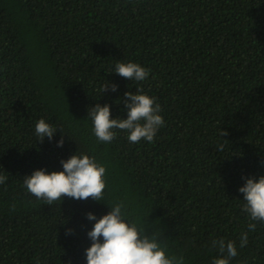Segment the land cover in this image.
I'll return each instance as SVG.
<instances>
[{"label":"trees","instance_id":"trees-1","mask_svg":"<svg viewBox=\"0 0 264 264\" xmlns=\"http://www.w3.org/2000/svg\"><path fill=\"white\" fill-rule=\"evenodd\" d=\"M117 62L149 76L129 81ZM107 81L117 90L102 93ZM136 88L161 106L154 142L98 141L89 108L126 119ZM40 119L63 133L39 140ZM75 153L105 167V201L48 205L26 190L25 176ZM0 175V264H87V213L120 201L184 264H212L219 238L236 243L231 264H264V223L239 246L238 191L264 175V0H0Z\"/></svg>","mask_w":264,"mask_h":264},{"label":"clouds","instance_id":"clouds-1","mask_svg":"<svg viewBox=\"0 0 264 264\" xmlns=\"http://www.w3.org/2000/svg\"><path fill=\"white\" fill-rule=\"evenodd\" d=\"M129 81H144L148 78L150 69L138 63L117 62L112 70ZM111 71V72H112ZM109 87L116 91L118 85L106 82L102 85V93ZM123 103L127 109V118H110V105L96 104L88 110V116L93 123V133L98 141L111 143L117 136V130L126 132L130 143H139L141 140L154 142L157 132L165 125L161 113V106L155 97L143 93L136 88V92L124 93ZM60 129L54 127L45 119H40L35 125V135L41 141L45 137L51 140L54 133ZM62 132V131H61ZM63 133V132H62ZM227 133L221 129L219 135ZM64 144L63 135L57 141V146ZM223 151V145H219ZM62 171L47 172L45 169H36L31 175L23 178L26 190L45 204L54 205L65 197L76 200L95 201L104 200L106 187L104 175L106 169L98 164L95 158L89 155L73 154L67 160H62ZM7 177L0 175V184ZM246 183L238 191L243 193L242 212L246 213L249 222L247 231L240 234V247L248 243V232H254L257 222L264 223V175L258 179L246 177ZM110 211L96 218L92 212L87 213L89 220H95L94 226L87 235L92 243L85 249L87 264H184V257L166 254L161 247L159 236L148 235L146 227L138 225L129 218L123 201L110 205ZM68 229L66 234H70ZM101 237L103 242H101ZM212 246L218 249L219 256L212 260V264H231L233 258L238 256L236 243L225 241L224 238L213 239Z\"/></svg>","mask_w":264,"mask_h":264}]
</instances>
